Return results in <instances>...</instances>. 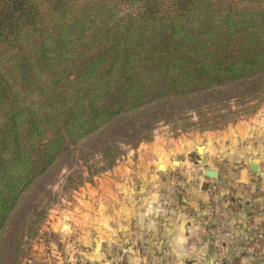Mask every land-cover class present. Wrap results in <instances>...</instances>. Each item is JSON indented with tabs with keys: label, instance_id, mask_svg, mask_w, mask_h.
Returning <instances> with one entry per match:
<instances>
[{
	"label": "trees",
	"instance_id": "obj_1",
	"mask_svg": "<svg viewBox=\"0 0 264 264\" xmlns=\"http://www.w3.org/2000/svg\"><path fill=\"white\" fill-rule=\"evenodd\" d=\"M264 102V0H0V264L58 194Z\"/></svg>",
	"mask_w": 264,
	"mask_h": 264
},
{
	"label": "crops",
	"instance_id": "obj_2",
	"mask_svg": "<svg viewBox=\"0 0 264 264\" xmlns=\"http://www.w3.org/2000/svg\"><path fill=\"white\" fill-rule=\"evenodd\" d=\"M191 135L174 138L157 133L149 151L141 152L133 163L137 174L142 170L145 178L156 176L153 179L163 194L129 192L131 178L136 191L140 186L145 190L149 184L145 179H110L116 191H124V195L117 191L110 200V264H152L141 253L143 243L136 236L141 232L171 247L174 264L264 262V236L253 239L264 220L259 212L264 207V109L226 129ZM196 145H203L207 167L216 171L215 178L204 175L206 166ZM157 158L158 172L153 164ZM100 255L101 251L95 256L85 254L80 264H98Z\"/></svg>",
	"mask_w": 264,
	"mask_h": 264
},
{
	"label": "rangeland",
	"instance_id": "obj_3",
	"mask_svg": "<svg viewBox=\"0 0 264 264\" xmlns=\"http://www.w3.org/2000/svg\"><path fill=\"white\" fill-rule=\"evenodd\" d=\"M262 109H264V102L254 115L239 119L235 123H230L219 130L226 129L230 125H237L241 121L252 119ZM202 132L190 131L174 133L170 131L168 126L159 125L153 133L152 141L141 143L135 149L125 147V154L116 161L114 166L106 172L94 176L91 182H85L75 190L70 191L63 190V179H59L52 184L50 187L52 191L58 194V197L51 202L37 236L30 241L26 251L27 255L21 264H70V262L80 264V262H84L85 254L87 256H95L100 251L101 255L97 258V263L103 264L104 260L109 261L107 253L112 248L110 244L111 234L109 231L111 228L110 223L113 222L109 211L111 206L110 200L115 199L114 194L117 191L124 195L123 190L121 192L119 189L116 191L117 185L114 183L111 185L110 179L118 177L124 179L129 177V180L130 177H135L137 180L145 179L144 182L146 184L147 180L149 182L145 190L143 191L140 186V189L136 191L138 186L134 182L135 180L131 178L133 182L128 185L129 192L132 191L138 195L144 193L150 196L153 194H163V191L161 192V188L155 182V179H153L156 176L152 177L149 174V178H145V172L142 170L137 174L135 172L137 169L133 163L138 161L139 155L142 154L141 152L147 153L149 151L150 146L148 145L154 141V136L157 133L164 137L176 138L184 136L188 138L192 136V133ZM200 155L202 157L204 156V154ZM157 162L158 158L153 160L156 172L159 171L156 166ZM121 164L125 166L122 172H118ZM117 172L120 174H117ZM259 212L264 218V207ZM260 228L259 233H256L255 238H253L254 240L264 236V220ZM136 236L143 243L141 253L152 264H174V250L166 245L164 241H157L153 234L147 232L136 233ZM197 237L200 240L203 236L198 235ZM101 244H104V247L101 248ZM95 245L98 247L96 248ZM215 264L222 263L220 260H217ZM258 264H264V262H258Z\"/></svg>",
	"mask_w": 264,
	"mask_h": 264
},
{
	"label": "water",
	"instance_id": "obj_4",
	"mask_svg": "<svg viewBox=\"0 0 264 264\" xmlns=\"http://www.w3.org/2000/svg\"><path fill=\"white\" fill-rule=\"evenodd\" d=\"M202 148H203V145H196L195 146V149H196V151H197L198 154H203V149ZM201 150H202V152H201ZM201 163L204 166H206V168L204 170V175L207 176V177H209V178H215L216 177V171L207 167V160H206V158L204 156H203V158L201 160ZM251 170L252 171H255L256 170L255 169V165H253L251 167ZM103 264H110V262L108 260H104L103 261Z\"/></svg>",
	"mask_w": 264,
	"mask_h": 264
},
{
	"label": "built area",
	"instance_id": "obj_5",
	"mask_svg": "<svg viewBox=\"0 0 264 264\" xmlns=\"http://www.w3.org/2000/svg\"><path fill=\"white\" fill-rule=\"evenodd\" d=\"M264 231V230H263Z\"/></svg>",
	"mask_w": 264,
	"mask_h": 264
}]
</instances>
